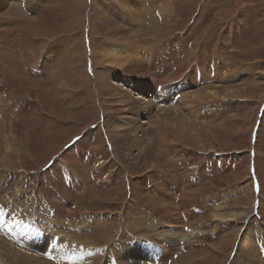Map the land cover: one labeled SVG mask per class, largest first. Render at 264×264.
Instances as JSON below:
<instances>
[{
	"label": "rangeland",
	"instance_id": "1",
	"mask_svg": "<svg viewBox=\"0 0 264 264\" xmlns=\"http://www.w3.org/2000/svg\"><path fill=\"white\" fill-rule=\"evenodd\" d=\"M87 1L0 0V245L46 264H254L250 248L264 264V0ZM146 85L167 111L130 116Z\"/></svg>",
	"mask_w": 264,
	"mask_h": 264
},
{
	"label": "bare ground",
	"instance_id": "2",
	"mask_svg": "<svg viewBox=\"0 0 264 264\" xmlns=\"http://www.w3.org/2000/svg\"><path fill=\"white\" fill-rule=\"evenodd\" d=\"M2 1V0H1ZM76 2H77V4L75 5V7L74 8H76L75 10H74V12L77 14L79 11H81V10H79L80 8H82L81 6H82V4H83V6L84 5H86V4H88V1L87 0H75ZM109 0H107V1H105V2H108ZM132 1H134V0H120L119 2L117 1V3H119V5H122L124 8H126L125 10H129L130 8H131V5L129 4V3H131ZM148 1V0H147ZM165 1V0H164ZM198 1V0H197ZM75 2V3H76ZM81 2V3H80ZM145 2V1H144ZM78 3H80V5L78 4ZM92 3V2H91ZM109 3V2H108ZM128 3V4H127ZM93 4V3H92ZM105 4V3H104ZM112 4V3H111ZM169 4V3H168ZM198 4V3H197ZM106 5H107V3H106ZM166 6V5H165ZM169 6V5H168ZM91 7H93V5L91 6ZM172 7V6H171ZM107 8V7H106ZM97 9V8H96ZM136 9V8H135ZM171 9V8H170ZM15 10H16V8H15ZM79 10V11H78ZM119 10V9H118ZM123 11V10H122ZM9 12V11H8ZM48 12V11H47ZM121 12V11H120ZM140 11H139V9H138V13H139ZM16 13V12H15ZM130 13V12H129ZM79 14V13H78ZM97 16H99V17H101L102 19H103V16H102V14L99 12V11H97ZM105 14V13H104ZM131 14H133V13H131ZM12 15V14H11ZM134 15V14H133ZM125 16V15H124ZM108 18V17H107ZM134 18V17H133ZM173 18V17H172ZM125 19V18H124ZM101 20V19H100ZM108 20V19H107ZM127 20V19H126ZM48 21V15L47 16H43V17H41V19H39L38 21H37V23H38V25H39V23H46ZM74 22H76V21H74ZM104 22V21H103ZM77 24V23H76ZM103 24V23H102ZM78 25V24H77ZM30 31V30H29ZM159 33V32H158ZM156 35H158V34H156ZM155 37V36H154ZM156 39V38H155ZM152 40H153V38H152ZM162 40V39H161ZM165 43V42H164ZM163 43V44H164ZM14 44V43H13ZM160 45V44H159ZM46 46V45H45ZM44 46V47H45ZM12 49V48H11ZM44 49V48H43ZM118 49H120V48H118ZM130 49V51H131V53H135V52H137V50H133L132 48H129ZM78 50V49H77ZM6 51V50H5ZM41 51V50H40ZM75 51V50H74ZM77 52V51H76ZM117 52V55L119 54V55H121L120 53H119V51H116ZM77 55V54H76ZM76 55H75V57H76ZM114 55V54H113ZM78 56V55H77ZM140 56V53H139V51H138V53H137V56H135V54H131V55H128V56H126L125 57V59H126V61H125V63H127L128 62V59H129V61H131V60H133L134 58H136V60L135 61H141V57H139ZM7 57V56H6ZM153 57V56H152ZM123 58L122 57H120V58H115L114 57V59H113V62L114 63H117V62H119L120 60H122ZM41 61V60H40ZM75 63H77V62H75ZM74 63V67H72V70H74V68H75V64ZM150 63V62H149ZM12 65V64H11ZM10 66V65H9ZM27 67V66H26ZM76 70V69H75ZM78 75V74H77ZM76 77V76H75ZM127 80V82H128V84H130V85H132V86H134L135 87V85H133V84H137L133 79H131V78H127L126 79ZM114 82L113 83H109L110 84V86L111 87H116V86H118V85H120L117 81L115 82V80H113ZM119 81V80H118ZM148 85H146V87L145 86H142V87H137V88H139V89H137V91L133 94V95H135L134 97L135 98H132V93H130L129 92V94H128V96L126 97V101L123 103V105L126 107L125 109H124V111L126 112V113H129L130 114V116L131 115H134V113H137V114H140L141 116H146V112H152V111H154V110H157V111H167V110H164V109H162V108H160V105H158V104H155V101H154V99H157V96H159V91L157 90V88H155V89H152V88H150V87H147ZM106 87H109V86H106ZM110 88V87H109ZM224 89V88H223ZM124 90H127V89H125V88H123L122 89V91H124ZM227 90H226V88H225V92H226ZM48 93V92H47ZM198 94H202L203 95V100H206L208 97H210L211 98V100L209 101V102H211V101H213V100H216V99H218V96H217V94H215V93H211L210 91L209 92H200V93H198ZM119 96L121 97V96H125V95H121V94H119ZM191 97H193V96H191V95H188V99H187V102H189V98H191ZM149 98H152V101H149L148 99ZM161 98H162V100H165L166 98H169V96L166 94V96L165 95H163V93L161 94ZM203 100H201V101H203ZM132 103V105H133V107L132 108H129L128 106L130 105ZM191 103V102H190ZM186 104V103H185ZM185 106H188V104H186ZM128 107V108H127ZM178 108L180 107V108H182L180 105H178L177 106ZM190 107H193V105L191 104V106ZM175 108H176V106H175ZM175 108L173 107V108H171V107H169V109H168V111L169 112H171V111H176L175 110ZM175 113V112H174ZM163 113H160L159 115H162ZM141 123V122H140ZM143 124H146V122H142ZM141 123V124H142ZM135 128L136 129H134L133 131H135V132H138V130L140 129V126H138V123H136V125H135ZM12 130V129H11ZM2 131H4L3 129H2ZM5 131H6V129H5ZM10 134H12V133H10ZM6 135V134H5ZM15 135V134H14ZM14 137V136H13ZM13 217V216H12ZM11 218V217H10ZM14 218V217H13ZM7 223L9 222V220H7L6 221ZM12 224V223H11ZM8 227H10V226H8ZM52 230V229H51ZM0 234L1 235H5L6 237H11V235H10V232L8 231V229H6V230H1L0 229ZM48 237H51V236H48ZM53 237H55V236H53ZM45 241H47V240H45ZM5 243V242H4ZM50 243H48L47 244V246L49 245ZM3 250H4V252H3ZM255 249L254 248H250V250H248L247 252L249 253L248 254V256L251 258L252 256H253V258H252V262L254 263H256V264H258V263H261V260H260V258L257 256L258 255V253H257V251H254ZM50 251H53V250H50ZM0 252L2 253L1 255H6L7 257H11V258H13V257H17V258H19V260H18V262H19V264H46L44 261L45 260H43V258L42 257H40V256H33L32 258H29V259H27L26 258V256H25V254H23V253H15V251L13 250V249H10V245L9 244H7V243H5V246L3 247V246H1L0 245ZM190 258L189 257H187V261L189 260ZM256 260H258V261H256ZM8 260L7 259H5V258H0V264H9L8 262H7ZM263 262V261H262ZM254 263V264H255ZM67 264H72V260L70 259H68L67 260Z\"/></svg>",
	"mask_w": 264,
	"mask_h": 264
},
{
	"label": "snow or ice",
	"instance_id": "3",
	"mask_svg": "<svg viewBox=\"0 0 264 264\" xmlns=\"http://www.w3.org/2000/svg\"><path fill=\"white\" fill-rule=\"evenodd\" d=\"M55 163V162H54Z\"/></svg>",
	"mask_w": 264,
	"mask_h": 264
}]
</instances>
